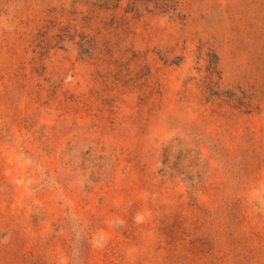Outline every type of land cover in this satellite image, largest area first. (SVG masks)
Segmentation results:
<instances>
[{
	"label": "rangeland",
	"instance_id": "rangeland-1",
	"mask_svg": "<svg viewBox=\"0 0 264 264\" xmlns=\"http://www.w3.org/2000/svg\"><path fill=\"white\" fill-rule=\"evenodd\" d=\"M0 0V264H264V0Z\"/></svg>",
	"mask_w": 264,
	"mask_h": 264
},
{
	"label": "trees",
	"instance_id": "trees-1",
	"mask_svg": "<svg viewBox=\"0 0 264 264\" xmlns=\"http://www.w3.org/2000/svg\"><path fill=\"white\" fill-rule=\"evenodd\" d=\"M101 6L105 8H117L121 3L126 2V12L139 14L140 8L147 12H159L168 14L171 17L180 18L182 10L178 0H100Z\"/></svg>",
	"mask_w": 264,
	"mask_h": 264
}]
</instances>
